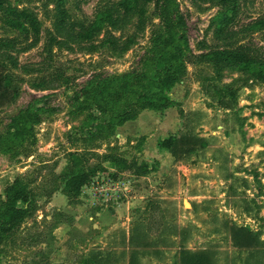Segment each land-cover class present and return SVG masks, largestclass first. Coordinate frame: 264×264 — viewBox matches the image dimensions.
I'll return each instance as SVG.
<instances>
[{"label":"rangeland","instance_id":"1","mask_svg":"<svg viewBox=\"0 0 264 264\" xmlns=\"http://www.w3.org/2000/svg\"><path fill=\"white\" fill-rule=\"evenodd\" d=\"M119 1L66 0L64 27H56L54 14L58 12L53 0H5L0 9V64L7 63L23 80L21 96L2 108L0 132L35 99L48 108L37 126L31 155L0 153V192L18 175L39 174L33 187L40 205L24 229L1 245L0 264H32L37 250H42L51 264H82L83 258L95 252L103 256L97 264H130L133 258L135 264H176L183 246L212 248L215 264H264V246L253 253L236 247L228 228L249 227L264 242V81L237 65L214 67L199 57L225 50L264 60V0H235L237 15L222 31L216 29L215 18L230 4L177 0L194 50L187 75L170 92L177 105L162 112L143 111L126 130L129 135L117 129L108 140L86 142L72 130L84 127L88 120L87 112L78 116L70 112L72 87L83 85L97 72L131 70L150 44L151 23L159 22L156 3L149 2L142 27L136 16L122 30L106 25L91 39L81 36L100 12ZM8 5L35 13L41 21L39 34L11 27L5 12ZM111 39L135 43L126 51H116ZM59 71L73 77L71 87H31L35 78H51ZM208 82L231 87L236 92L234 108L219 106L213 91H206ZM182 132H195L207 139L206 147L184 160L158 148V140ZM85 147L99 153L116 147L127 158L147 161L155 170L146 175L126 172L131 193L117 208L100 207L83 194L70 203L60 191L48 199L43 194L50 188V172L64 168L68 150ZM99 173H116V169L108 165ZM103 209L110 219L96 215ZM58 212L64 222L53 230L55 234L39 221ZM34 219L38 222L35 226ZM38 233L40 239L31 243L29 235ZM132 234L137 237L135 242ZM142 240L145 244H134Z\"/></svg>","mask_w":264,"mask_h":264},{"label":"trees","instance_id":"2","mask_svg":"<svg viewBox=\"0 0 264 264\" xmlns=\"http://www.w3.org/2000/svg\"><path fill=\"white\" fill-rule=\"evenodd\" d=\"M58 14H54L56 27L66 25V0H53ZM230 4L219 12L215 18L216 29L222 31L232 24L237 15L235 0H219ZM156 3L159 22L151 23L150 44L140 55L136 66L129 71L119 73H94L83 85L73 88L71 96V113L78 116L87 112L88 120L81 128H72L78 139L86 142L108 140L116 135L117 129L126 122L135 120L144 110L164 111L176 106L171 97L173 87L181 82L188 73V64L194 50L188 35V23L177 0H120L113 8L100 12L92 21L87 32L81 36L91 39L106 25L122 30L132 18L138 16L139 28L146 22V5ZM233 4V5H232ZM232 5V6H231ZM49 4L46 9H48ZM5 7V0H0V9ZM49 11V10H48ZM7 23L20 32L32 31L38 35L41 21L38 16L28 10H20L8 5L5 10ZM49 13V12H47ZM114 50L126 51L133 43L132 39L122 41L115 39ZM110 44V42H108ZM200 59L206 60L214 67L231 63L252 77L264 81V60L249 56L242 51L214 50L200 54ZM73 77L64 71L55 72L51 78H35L31 87L37 90L56 89L58 86L71 87ZM20 78L5 62L0 64V127L2 125V108L12 104L23 91ZM206 91L212 90L213 100L224 109H232L236 102V92L229 86L207 83ZM209 88L211 90H209ZM48 108L35 99L27 107L21 109L12 119L7 130L0 132V153L11 154L22 151L23 155H31L37 143V126L43 121V115ZM207 145V139L195 132L172 134L158 141L160 149L168 150L176 160L189 159L193 154ZM66 164L57 172H50V188L45 195L48 199L56 192H62L70 203L75 202L82 194V188L107 166L116 169V173L132 172L146 175L155 170L149 162H139L135 158H127L116 147L105 153H99L89 147L68 150L65 154ZM98 162H91L92 159ZM57 167V164L55 165ZM55 168V167H54ZM39 179L18 175L9 181L0 192V247L14 238L25 226L24 223L33 219L39 210L37 190L33 187ZM47 181V180H46ZM61 213L48 219L45 217L40 224L52 231L64 222ZM34 219L33 226L37 225ZM39 224V225H40ZM234 246L249 250L263 248L259 233L246 226H228ZM53 233V232H52ZM42 234L29 235L31 243L40 239ZM132 234L131 241H136ZM145 240L134 243L145 244ZM47 243V242H46ZM48 245V244H47ZM256 248V249H255ZM101 252H95L83 258L82 264H97L101 261ZM216 257L212 248L192 249L183 246L178 254L176 264H215ZM32 264H51L42 250H37ZM130 264H135L133 258Z\"/></svg>","mask_w":264,"mask_h":264},{"label":"built area","instance_id":"3","mask_svg":"<svg viewBox=\"0 0 264 264\" xmlns=\"http://www.w3.org/2000/svg\"><path fill=\"white\" fill-rule=\"evenodd\" d=\"M125 173H99L82 188V194L100 207L117 208L131 193V180L124 177Z\"/></svg>","mask_w":264,"mask_h":264},{"label":"crops","instance_id":"4","mask_svg":"<svg viewBox=\"0 0 264 264\" xmlns=\"http://www.w3.org/2000/svg\"><path fill=\"white\" fill-rule=\"evenodd\" d=\"M144 111H146V110H144ZM143 113V112H142ZM141 115V114H140ZM139 115V116H140ZM139 118V117H138ZM138 118L137 119H135V120H131V121H128V122H126L124 125H122V126H120L118 129H120L123 133H125L126 132V130H128V128H132V126L135 124V122H137L138 121ZM119 130V131H120ZM127 133V135H129V131H127L126 132ZM122 135V134H121ZM159 141V140H158ZM157 145H158V142H157ZM159 148V147H158ZM160 149V148H159ZM162 150V149H161ZM58 196H60L61 197V195H58ZM65 199V198H64ZM96 215H99L101 218H102V220H108V219H110L111 218V216L108 214V212H107V210H105V209H103V210H101V211H98L97 213H96ZM83 221H85L84 219H83ZM62 223H60L58 226H60ZM58 228V227H57ZM100 228H101V226H100ZM55 230V229H54ZM55 234H56V232L55 231H53Z\"/></svg>","mask_w":264,"mask_h":264},{"label":"water","instance_id":"5","mask_svg":"<svg viewBox=\"0 0 264 264\" xmlns=\"http://www.w3.org/2000/svg\"><path fill=\"white\" fill-rule=\"evenodd\" d=\"M186 204H187V205H190V203H188V202H187Z\"/></svg>","mask_w":264,"mask_h":264}]
</instances>
